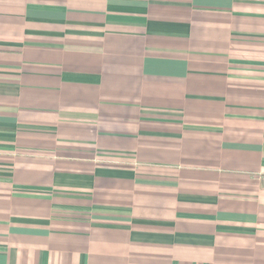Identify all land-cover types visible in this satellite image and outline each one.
I'll list each match as a JSON object with an SVG mask.
<instances>
[{
    "label": "crops",
    "instance_id": "0c3cea01",
    "mask_svg": "<svg viewBox=\"0 0 264 264\" xmlns=\"http://www.w3.org/2000/svg\"><path fill=\"white\" fill-rule=\"evenodd\" d=\"M0 264H264V0H0Z\"/></svg>",
    "mask_w": 264,
    "mask_h": 264
}]
</instances>
